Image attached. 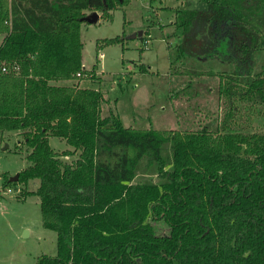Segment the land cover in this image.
I'll list each match as a JSON object with an SVG mask.
<instances>
[{"label":"trees","instance_id":"trees-1","mask_svg":"<svg viewBox=\"0 0 264 264\" xmlns=\"http://www.w3.org/2000/svg\"><path fill=\"white\" fill-rule=\"evenodd\" d=\"M129 1L0 0V66L19 68L0 73V132L22 135L29 164L4 185L38 180L28 194L57 234L56 256L36 264H264V133L125 127L103 116L100 90L66 84L87 72V12L112 20ZM172 11L178 56L228 64L224 96L264 106V75L254 74L264 0H183ZM51 138L69 148L56 151ZM144 158L159 183H134Z\"/></svg>","mask_w":264,"mask_h":264},{"label":"rangeland","instance_id":"rangeland-1","mask_svg":"<svg viewBox=\"0 0 264 264\" xmlns=\"http://www.w3.org/2000/svg\"><path fill=\"white\" fill-rule=\"evenodd\" d=\"M181 5L183 0H130L112 11V20L97 12L98 21L81 28L86 75L66 84L100 90L103 116H118L125 127L186 134L206 125L214 130L229 124L235 130L264 133V106L250 108L224 96L222 87L231 81L228 64L178 56L182 35L172 10ZM92 14L87 12V17ZM138 32L143 35L131 39ZM115 38L123 40L107 42ZM2 40L0 36V44ZM142 65L148 73L141 72ZM254 74L264 75L262 52ZM19 142L20 133L0 132V264H36L41 256L57 254V234L44 227L39 198L28 194L37 190L39 181L4 185L5 176L15 183L29 165L26 150H17ZM50 144L58 152L69 148L58 138H51ZM171 152L170 144L165 145L168 161ZM159 181L156 168L144 158L134 183Z\"/></svg>","mask_w":264,"mask_h":264},{"label":"built area","instance_id":"built-area-1","mask_svg":"<svg viewBox=\"0 0 264 264\" xmlns=\"http://www.w3.org/2000/svg\"><path fill=\"white\" fill-rule=\"evenodd\" d=\"M18 72H19V68L16 66L10 67L9 65H6V64H3L0 66V73H2V74H10V73L11 74H18ZM85 75H86L85 72L78 73L77 77H78V79H82L81 77H83ZM10 192H11V189H9L8 192H4V193L9 194Z\"/></svg>","mask_w":264,"mask_h":264},{"label":"water","instance_id":"water-1","mask_svg":"<svg viewBox=\"0 0 264 264\" xmlns=\"http://www.w3.org/2000/svg\"><path fill=\"white\" fill-rule=\"evenodd\" d=\"M99 19V14L97 12H94L90 17H85L84 20L85 22L89 24H94L98 21ZM143 35V32H138L131 36V39H134L136 37H141ZM19 175L14 178L15 181H18Z\"/></svg>","mask_w":264,"mask_h":264}]
</instances>
